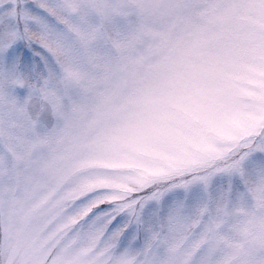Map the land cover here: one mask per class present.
Listing matches in <instances>:
<instances>
[{
  "label": "snow or ice",
  "instance_id": "6c2138e0",
  "mask_svg": "<svg viewBox=\"0 0 264 264\" xmlns=\"http://www.w3.org/2000/svg\"><path fill=\"white\" fill-rule=\"evenodd\" d=\"M0 264H264V0H0Z\"/></svg>",
  "mask_w": 264,
  "mask_h": 264
}]
</instances>
